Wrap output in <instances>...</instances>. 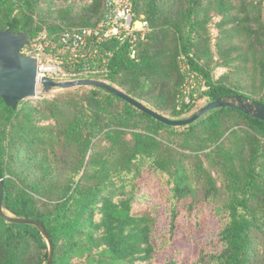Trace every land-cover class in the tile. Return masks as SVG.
<instances>
[{
  "label": "trees",
  "instance_id": "16d2710c",
  "mask_svg": "<svg viewBox=\"0 0 264 264\" xmlns=\"http://www.w3.org/2000/svg\"><path fill=\"white\" fill-rule=\"evenodd\" d=\"M105 1L0 0V29L26 33L24 49L44 30L55 39L65 29L97 26ZM132 5L150 29L136 60L105 44L111 57L98 67L105 71L85 78L170 119L235 95L264 105V0ZM181 57L198 86L177 109ZM217 70L224 73L215 77ZM0 176L3 213L44 226L51 264H152L158 217L154 209L132 213L136 199L155 198L147 189L152 178L166 190L170 228L200 206L221 222L213 248L192 264H264V122L238 110L214 109L170 127L97 87L25 100L14 110L0 99ZM47 254L37 228L0 218V264H46Z\"/></svg>",
  "mask_w": 264,
  "mask_h": 264
},
{
  "label": "built area",
  "instance_id": "2783aa9c",
  "mask_svg": "<svg viewBox=\"0 0 264 264\" xmlns=\"http://www.w3.org/2000/svg\"><path fill=\"white\" fill-rule=\"evenodd\" d=\"M149 32L148 23L135 16L132 0H106L104 17L97 26L65 29L55 39L48 38L44 30L22 50V54L37 61L38 81L45 78L56 82L96 80L84 76L105 71L98 67L104 69L107 66L111 52L103 45L115 42L119 47L126 48L131 60H136L137 45L145 40ZM178 61L184 83L177 98V109L182 104L191 103L198 86L185 58L181 57Z\"/></svg>",
  "mask_w": 264,
  "mask_h": 264
},
{
  "label": "water",
  "instance_id": "95a60500",
  "mask_svg": "<svg viewBox=\"0 0 264 264\" xmlns=\"http://www.w3.org/2000/svg\"><path fill=\"white\" fill-rule=\"evenodd\" d=\"M29 37L24 32L12 33L9 29H0V99L4 104L16 109L22 101L35 99L39 88L44 95L54 90H68L79 87H97L104 89L126 101L152 119L170 127H183L195 123L207 113L219 108H232L238 110L252 119L264 122V105L241 96L218 98L199 109L186 119H170L155 112L141 102L126 95L122 90L106 82L96 80H79L56 82L45 78L37 80V61L22 54L23 47L28 43ZM3 183L0 176V218L13 224L30 225L37 228L43 235L47 245L46 264L52 263L53 243L42 224L34 220L20 217H8L3 213Z\"/></svg>",
  "mask_w": 264,
  "mask_h": 264
},
{
  "label": "rangeland",
  "instance_id": "374dc122",
  "mask_svg": "<svg viewBox=\"0 0 264 264\" xmlns=\"http://www.w3.org/2000/svg\"><path fill=\"white\" fill-rule=\"evenodd\" d=\"M215 34V31H212ZM223 70H217L218 77ZM62 90H54L44 95L39 88L37 98L29 99L33 103L44 96ZM202 104V101L199 105ZM154 199H136L133 203L132 213L138 215L147 209H154L153 215L158 217L157 227L153 234L152 245L155 247V258L152 264H192L201 249H212L221 222L212 214L208 206H200L189 216L181 213L174 227H169L166 221L168 201L166 190L160 182L152 178L147 186ZM149 195V194H148Z\"/></svg>",
  "mask_w": 264,
  "mask_h": 264
}]
</instances>
